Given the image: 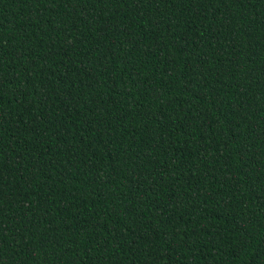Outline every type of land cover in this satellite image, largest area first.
Segmentation results:
<instances>
[{
    "label": "trees",
    "instance_id": "16d2710c",
    "mask_svg": "<svg viewBox=\"0 0 264 264\" xmlns=\"http://www.w3.org/2000/svg\"><path fill=\"white\" fill-rule=\"evenodd\" d=\"M0 264H264V0H0Z\"/></svg>",
    "mask_w": 264,
    "mask_h": 264
}]
</instances>
